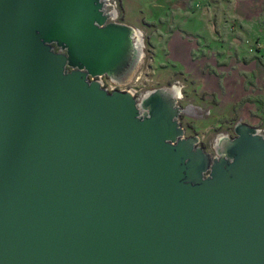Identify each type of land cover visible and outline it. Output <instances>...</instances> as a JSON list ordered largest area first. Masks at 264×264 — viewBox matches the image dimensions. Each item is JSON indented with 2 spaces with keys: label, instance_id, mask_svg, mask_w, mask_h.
I'll return each instance as SVG.
<instances>
[{
  "label": "water",
  "instance_id": "95a60500",
  "mask_svg": "<svg viewBox=\"0 0 264 264\" xmlns=\"http://www.w3.org/2000/svg\"><path fill=\"white\" fill-rule=\"evenodd\" d=\"M107 1L0 0V264H264L262 129L210 152L178 83L104 88L146 46Z\"/></svg>",
  "mask_w": 264,
  "mask_h": 264
},
{
  "label": "rangeland",
  "instance_id": "374dc122",
  "mask_svg": "<svg viewBox=\"0 0 264 264\" xmlns=\"http://www.w3.org/2000/svg\"><path fill=\"white\" fill-rule=\"evenodd\" d=\"M122 2V20L138 25L145 39L141 78L131 83L138 96L184 86L182 125L210 152L238 122L264 130V0H188L177 19L173 0ZM181 31L193 36L192 54L170 51Z\"/></svg>",
  "mask_w": 264,
  "mask_h": 264
},
{
  "label": "crops",
  "instance_id": "0c3cea01",
  "mask_svg": "<svg viewBox=\"0 0 264 264\" xmlns=\"http://www.w3.org/2000/svg\"><path fill=\"white\" fill-rule=\"evenodd\" d=\"M186 1H188V0H183V1L182 0H173L171 6L173 8V11L175 13H177V14H174L173 18H176V17L178 18V13H182V15H183L184 10H188ZM182 2H184V5H182ZM131 25L136 26L135 24H131ZM179 34L181 35V37H179L178 43H174L173 46L170 48V51L174 52L175 54L182 53V55L187 54V52L192 54V52H191L192 48L189 47L187 49V44H188V42H190V41L187 42V40H189L193 36L188 34V32H186V31H181V32H179ZM172 41L174 42L175 40H172Z\"/></svg>",
  "mask_w": 264,
  "mask_h": 264
},
{
  "label": "flooded vegetation",
  "instance_id": "af4514ba",
  "mask_svg": "<svg viewBox=\"0 0 264 264\" xmlns=\"http://www.w3.org/2000/svg\"><path fill=\"white\" fill-rule=\"evenodd\" d=\"M122 1H124V0H108L107 1V3H108V7L106 8V10H111V9H117L116 11H117V21H122V22H124L122 19H124L125 18V11H124V8L122 7ZM122 4V5H121ZM138 28V27H137ZM107 77H105V80L107 81ZM183 88H184V86H183ZM118 89H121V88H119V87H117L115 90H118ZM183 90V96H184V89H182ZM137 96H138V94H137ZM181 100H183V99H181ZM181 117H182V115H181ZM181 117H180V121H181ZM182 123V122H181ZM185 128V130H186V136L188 137V136H194V135H197V134H195V133H190V129L186 126V127H184ZM263 131V134H264V130H262ZM230 137H234V131L231 133V134H228ZM200 144L203 146V141L200 139ZM204 148H205V146H203ZM206 149V148H205Z\"/></svg>",
  "mask_w": 264,
  "mask_h": 264
},
{
  "label": "built area",
  "instance_id": "2783aa9c",
  "mask_svg": "<svg viewBox=\"0 0 264 264\" xmlns=\"http://www.w3.org/2000/svg\"><path fill=\"white\" fill-rule=\"evenodd\" d=\"M141 77L137 78L138 80L140 79ZM100 82L102 83V86L104 88H107L109 91H113L115 90L117 87H119L118 85H115L113 83H111L108 79L107 81L105 80V78H99ZM123 90H127V91H131L134 95L137 96L138 94V90L135 89L134 87L131 86V84L129 85H123V87H119Z\"/></svg>",
  "mask_w": 264,
  "mask_h": 264
}]
</instances>
